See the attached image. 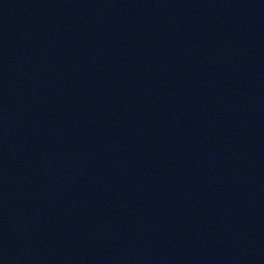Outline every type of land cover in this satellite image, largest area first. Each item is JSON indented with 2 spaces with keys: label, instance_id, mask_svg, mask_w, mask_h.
<instances>
[{
  "label": "water",
  "instance_id": "95a60500",
  "mask_svg": "<svg viewBox=\"0 0 264 264\" xmlns=\"http://www.w3.org/2000/svg\"><path fill=\"white\" fill-rule=\"evenodd\" d=\"M0 264H264V0H0Z\"/></svg>",
  "mask_w": 264,
  "mask_h": 264
}]
</instances>
